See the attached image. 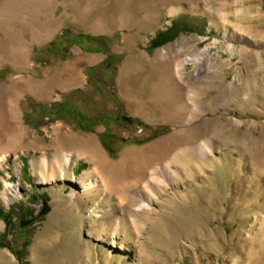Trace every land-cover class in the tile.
Segmentation results:
<instances>
[{
    "label": "rangeland",
    "instance_id": "374dc122",
    "mask_svg": "<svg viewBox=\"0 0 264 264\" xmlns=\"http://www.w3.org/2000/svg\"><path fill=\"white\" fill-rule=\"evenodd\" d=\"M49 1L58 28L46 39L11 26L21 44L27 42L23 47L31 48L28 63L0 56V91L6 93L0 119L9 122L17 114L16 123L28 131L23 150L0 167V211L9 215L6 220L0 212V264H264V0H104L107 6L89 19L103 23L101 32L83 21L84 12L93 10L91 0ZM162 33L169 35L157 47L154 41ZM80 34L101 36L106 45L74 43ZM8 37L0 29L1 50L15 43ZM170 45H176L177 61L205 47L214 61L202 74L198 63L186 64L190 95L165 120L151 104L165 94L163 85L148 66ZM108 59L112 69L97 67ZM128 60L131 67L145 65L147 72L138 73L129 91V80L123 83L122 77ZM48 79V97L40 98L32 81ZM62 102L86 114L107 112L113 120L86 132L75 118L47 112ZM180 109L185 113L179 115ZM183 129L194 130L177 148L210 142L214 152L175 164L179 180L158 188L149 210L138 211L146 197L135 191L123 204L115 191L107 203L97 199L96 190L84 200L74 197V191L85 193L71 178L83 177L90 167L86 159L74 161L68 176L52 183L44 182L34 166L69 150L68 135L95 137L120 160L127 151L145 149ZM155 132L160 135L138 144ZM7 142L0 154L9 148ZM8 180L22 182L10 200L3 194ZM45 196L52 211L22 227L23 219L41 211ZM93 204L100 213L111 204L121 232L109 216H91Z\"/></svg>",
    "mask_w": 264,
    "mask_h": 264
},
{
    "label": "bare ground",
    "instance_id": "6f19581e",
    "mask_svg": "<svg viewBox=\"0 0 264 264\" xmlns=\"http://www.w3.org/2000/svg\"><path fill=\"white\" fill-rule=\"evenodd\" d=\"M2 1L0 0V29L8 34V41L15 43L9 45L6 50L0 49V56H4V58L10 59L12 62H17L24 66L29 61L31 48L23 47V44L27 42L21 44L22 40L16 38L11 26L18 24V30H29L34 37L41 36L44 38L47 33L58 28V25H55L57 23L55 11L49 10V6L51 5V1L49 0H8L7 5L1 6ZM91 4H93V10L91 12H84L83 21L88 29L101 32L104 30L103 23L92 24L89 20L90 14L107 5L104 0H91ZM174 11L175 9H172V13ZM42 14H46L48 19L42 21ZM176 53V45H170V47L157 55L154 63L148 66V69H151L149 71L150 74L159 76L158 79L163 85V88L160 86L154 87V89L160 87V90L165 94L158 102L152 101L151 104L155 109V113L165 120L173 118L174 106L182 98L184 99L185 96L190 95L191 91L187 88L188 80L185 74L186 64L189 62L198 63V74H202L212 69V62L214 61L209 47H205L186 60L177 61ZM204 59H208L207 64H204ZM130 63L131 61L128 60L122 75L123 83L129 80L128 85H126L127 91L134 90V83L136 82L135 79L138 73L140 74L139 76H144L147 73L142 71L145 65L137 67L138 64H135L131 67ZM32 82L35 84V89H33L37 92L38 96L40 98H47L52 80L48 79L38 82L33 80ZM5 99L6 93L4 90H1L0 107L5 106ZM178 113L179 115L184 114L185 110L180 109ZM0 115L4 117L2 111H0ZM11 118L12 120L9 122L7 121L8 118L7 120H4L5 118L0 119V145L5 140L8 141L7 144L10 143L8 151L3 149L4 153L0 154V167L10 156L16 159L20 150H23L22 143L28 135L27 129H24L22 124L16 123V120H18L17 114L15 116L11 114ZM184 122H180L179 125L184 124ZM193 130L183 129L179 135H173L167 139L160 140L145 149L127 151L120 160L113 159L107 149L95 137L68 135V141L72 142L68 145L70 147L69 150L60 151L55 159L43 157L39 161H34V166L36 173L42 176L44 182L52 183L56 177L66 178L74 161L82 158L86 159L90 162V167L85 170L83 177L78 179L73 174V178H71L72 181H76L80 185L81 192L85 193L82 196L78 191H74L72 194L74 197L84 200V198L90 197V191L96 190L97 199L107 203L111 198L112 192L115 191L118 203L123 204L126 198L131 196V193L135 191L139 194V198L143 199L146 197V200L140 203L138 211L149 210L152 209L153 203L151 201L157 196L158 188L167 189L170 186V180H179V173L174 168L175 164L183 162L194 154L204 156L214 152L210 142H205L198 146L187 145L177 148V146L185 142L188 134ZM62 141L66 142V139ZM46 173H52L51 177L48 178L45 175ZM21 186L22 182L16 184L9 180L6 181V189L3 193L5 198L10 200L11 194L19 192ZM139 188H143V190H139ZM97 209L96 204H93L91 210H89V214L104 220H106V216H109L108 218L117 221L116 230L117 232H121L122 221L119 217L116 219L117 216L114 215L115 208L111 204L105 205L103 213H100ZM70 251L72 254V248H67L66 254L68 255Z\"/></svg>",
    "mask_w": 264,
    "mask_h": 264
},
{
    "label": "trees",
    "instance_id": "16d2710c",
    "mask_svg": "<svg viewBox=\"0 0 264 264\" xmlns=\"http://www.w3.org/2000/svg\"><path fill=\"white\" fill-rule=\"evenodd\" d=\"M169 34L168 33H162L159 35V37L161 39H159L157 41V39L154 41V44L155 46H160L162 43V40L164 37L168 36ZM82 42H85L87 43L89 46H93L94 44L95 45H100L102 46L101 49H103L106 45L105 43V39L101 36H94V35H84V34H80L79 36L75 37V41L74 43L76 44H81L82 45ZM111 61L108 59L105 61V63H102L100 64L99 66L97 67H106V70L107 69H112L113 67V64L112 65H109ZM95 68V67H94ZM91 69L92 70V73L94 72L95 69ZM66 103L65 102H62L61 104H57V106L55 108H51V107H48V111H51L52 113L54 112V114L56 115V117H68V118H75L77 121H78V124L80 126V128H82V130L86 131V132H89V133H93L95 132V129L104 124V123H111V121L113 120L111 114H108L107 112H103V113H100L98 115H92V114H86V113H83L77 109L74 108L73 105H69L67 107H65ZM84 121H88L90 122V126H85L84 124ZM160 135L159 132H155L154 134H152V136H150L149 138L147 139H144V140H141L138 142V144H144V143H147L148 141H151L153 139H155L156 137H158ZM2 214L4 215H7L6 217V220H8V214H5L2 212V210L0 211ZM6 233H8V230H6ZM5 233V234H6ZM0 241H2L0 239ZM3 242V241H2ZM19 255V254H18ZM19 257L21 258V256L19 255Z\"/></svg>",
    "mask_w": 264,
    "mask_h": 264
},
{
    "label": "water",
    "instance_id": "95a60500",
    "mask_svg": "<svg viewBox=\"0 0 264 264\" xmlns=\"http://www.w3.org/2000/svg\"><path fill=\"white\" fill-rule=\"evenodd\" d=\"M52 211V206L50 204V200L47 196H45L43 198V207L41 209V211L36 214L35 216H33L32 218H25L22 221V227H27L35 222H37L38 220H40L44 215H47L48 213H50Z\"/></svg>",
    "mask_w": 264,
    "mask_h": 264
},
{
    "label": "flooded vegetation",
    "instance_id": "af4514ba",
    "mask_svg": "<svg viewBox=\"0 0 264 264\" xmlns=\"http://www.w3.org/2000/svg\"><path fill=\"white\" fill-rule=\"evenodd\" d=\"M84 124H85L86 127L90 126V122H88V121H84ZM104 124H109V123H104Z\"/></svg>",
    "mask_w": 264,
    "mask_h": 264
}]
</instances>
